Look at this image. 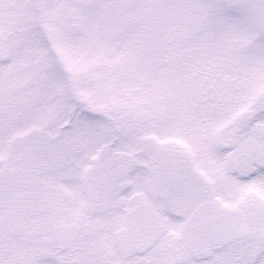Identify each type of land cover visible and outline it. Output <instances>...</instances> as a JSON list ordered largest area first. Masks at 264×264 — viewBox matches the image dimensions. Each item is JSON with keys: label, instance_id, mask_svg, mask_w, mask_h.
Returning a JSON list of instances; mask_svg holds the SVG:
<instances>
[{"label": "snow or ice", "instance_id": "obj_1", "mask_svg": "<svg viewBox=\"0 0 264 264\" xmlns=\"http://www.w3.org/2000/svg\"><path fill=\"white\" fill-rule=\"evenodd\" d=\"M0 264H264V0H0Z\"/></svg>", "mask_w": 264, "mask_h": 264}]
</instances>
